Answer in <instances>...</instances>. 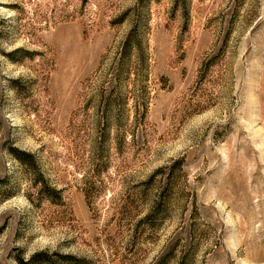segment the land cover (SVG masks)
Here are the masks:
<instances>
[{
    "label": "rangeland",
    "instance_id": "374dc122",
    "mask_svg": "<svg viewBox=\"0 0 264 264\" xmlns=\"http://www.w3.org/2000/svg\"><path fill=\"white\" fill-rule=\"evenodd\" d=\"M39 251L264 264V0H0V264Z\"/></svg>",
    "mask_w": 264,
    "mask_h": 264
},
{
    "label": "trees",
    "instance_id": "16d2710c",
    "mask_svg": "<svg viewBox=\"0 0 264 264\" xmlns=\"http://www.w3.org/2000/svg\"><path fill=\"white\" fill-rule=\"evenodd\" d=\"M140 25L139 23H135L131 30L129 31V34L127 35L125 41H124V54H130L133 51H136L140 55H143L144 53L142 52V32L140 31ZM8 56H12V54H7ZM141 57V56H140ZM121 69L119 70V74L116 76L118 81L120 80L121 77ZM144 107V108H143ZM143 108V109H142ZM145 105H142L141 108L138 109L136 107V112H137V117L138 114L142 112V115L144 114L145 110ZM106 124H103V127H101V130H103L104 136H107L108 132V120L105 121ZM106 130V131H105ZM12 155L20 162V164L24 166H29L31 170L37 174L40 179H42L41 183V190L42 192L45 191L46 197L50 199L51 201H56L60 196V191L57 190L54 186L49 185V183L43 178L42 173H40L37 165V159L34 154L27 152L25 150H21L19 148H12L11 150ZM38 180H36V183ZM159 203V204H158ZM156 204V209L160 207V202ZM147 220V219H146ZM59 256V257H56ZM62 258H69V259H77L75 256L72 255H63V254H49L48 251H39L36 252L34 255H32L29 259H24V258H19L18 262L20 264H58L59 262L61 263V260L58 261V259ZM58 261V262H57Z\"/></svg>",
    "mask_w": 264,
    "mask_h": 264
}]
</instances>
